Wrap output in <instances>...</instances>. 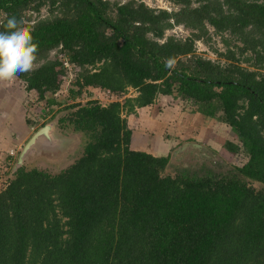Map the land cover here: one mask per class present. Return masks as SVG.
<instances>
[{
  "label": "trees",
  "instance_id": "obj_1",
  "mask_svg": "<svg viewBox=\"0 0 264 264\" xmlns=\"http://www.w3.org/2000/svg\"><path fill=\"white\" fill-rule=\"evenodd\" d=\"M171 1L180 8L0 0V31L14 15L38 46L35 69L16 77L29 108L54 112L66 81L70 99L109 101L61 110L59 128L86 139L61 173L24 166L9 178L17 155L4 154L0 264H264V0ZM178 26L190 36H167ZM201 44H221L219 60ZM164 97L225 125L226 150L246 163L172 176L170 156L133 150L127 117ZM49 123L28 120L37 132Z\"/></svg>",
  "mask_w": 264,
  "mask_h": 264
},
{
  "label": "rangeland",
  "instance_id": "obj_2",
  "mask_svg": "<svg viewBox=\"0 0 264 264\" xmlns=\"http://www.w3.org/2000/svg\"><path fill=\"white\" fill-rule=\"evenodd\" d=\"M115 1L116 0H113V2ZM126 1L128 0H123V2ZM145 1L152 7H160L172 11L178 10L180 8L177 5L175 6V4L171 0ZM190 34L191 32L189 30H186L183 26H178L175 27L173 31L167 33V36H175L180 39H185L188 38ZM222 47L223 46L221 44H219V46L212 44V46L208 48L206 46H202L201 44V47L199 48V54L213 61H217L219 60V57L214 53L212 48L223 50L224 48ZM15 80L17 81L16 78ZM15 80H11L10 82L18 83ZM70 83V81H66V83L63 85L61 95L57 100L59 105L56 108L52 109L54 112H46L45 115L48 116L47 118H38L39 114L37 113V111L35 112V109L48 110L45 104H40L39 106L29 108L28 115L30 116V119L34 118L39 123H42L45 120L46 122L51 120V123H54L58 122L60 117L64 115V113H60L61 110L73 103L82 104L91 99L99 100L104 105H107L109 103V101L105 97V94L99 90L85 91L82 97L81 95H78L77 99H70L72 97L69 91L71 88ZM134 95L135 92L131 91L128 96L133 97ZM34 99L35 96L32 95L28 100ZM182 113L186 115H188V113H190L191 115L197 114L193 113V111L190 110L187 106L186 108H184L183 103L176 101L173 98H165L164 100H159V102L156 104V107L152 106L148 109L138 110L135 115L128 116L127 120L129 126L133 130L132 149L135 151L147 152L157 157H165V155L170 156L171 162L173 164L168 169L167 174L172 176H175L178 171L185 169L199 170L202 167L206 166V168L213 171H224L231 167H239L242 164L246 163V155H243L242 152L238 153L236 156H233L229 153V151L226 150V144L229 141H232L233 137L231 136L229 129L225 125H221L217 121L212 119H205L207 121L203 134H200L199 136L195 135V137H190V139H188L189 136H186L182 131L183 127H180V125H178L179 115ZM200 117L204 119L202 115H200ZM9 118V116L4 118L0 114L1 127L3 124H6ZM187 118L188 116H183L182 123H184L185 119ZM11 130H13V127ZM59 130L61 131V134L64 135V137L66 136V139L71 138L70 140H73L74 142H71L68 145L60 146V148H58L53 153L45 152L43 154H38L35 157H31L25 165L28 170L39 169L41 171L56 175L75 163L82 156L86 144V139L82 135L75 134L72 131L67 132L62 131L61 129ZM36 132L37 131H34V129L31 130L25 141L22 143V146L18 147L16 151L17 156L14 160V166L12 167V169H14V167L16 166L24 147ZM1 133L2 130H0V134ZM13 139L14 137L8 135L7 143L9 145L4 151H2V154H0V162H4V154L8 152V148L10 147L9 149H11L14 147ZM189 140L196 141L197 145H185L184 143ZM183 145L187 149L194 147L202 154H207L206 159L204 158L205 160H198L193 158V154H190V151L193 149H191L190 151H183L182 153H178L177 156L174 157V154L181 150L180 147H184ZM12 169L9 171V178H11L10 173L13 172ZM7 180L8 178L5 180V182ZM255 186L257 188H260V186L257 184ZM1 191L2 190H0V192Z\"/></svg>",
  "mask_w": 264,
  "mask_h": 264
},
{
  "label": "crops",
  "instance_id": "obj_3",
  "mask_svg": "<svg viewBox=\"0 0 264 264\" xmlns=\"http://www.w3.org/2000/svg\"><path fill=\"white\" fill-rule=\"evenodd\" d=\"M16 82L18 83H14L10 81L0 82V114L4 118H6L7 116L10 117L9 120L6 122V124H3L2 127L0 125V130H2V133L0 134V154H2V151H4L9 145L7 143L8 135H10L11 137H14L13 139L14 144L12 143L14 147L11 149H9L10 148L9 147L8 152L17 151L18 147L22 146V143L25 141L26 137L29 135L31 130H33L28 125V120H29V116H28L29 100L28 99L33 94H30L29 92H27L23 83H21L18 80ZM165 98H171V97H164L161 100H164ZM154 107H156V105ZM145 109H148V108H145ZM140 110H144V109H140ZM45 116L46 115L43 116V113L41 112V114L39 115V118H43ZM183 116H188V118L185 119L184 123H182ZM206 121L207 120L201 118L200 115H197V114L191 115L190 113L186 115L182 113L179 115L178 125H180V127H183L182 129L183 133H185L186 136H189L188 139H190V137H195V135L199 136L200 134H203L205 130ZM12 127H13V130H11ZM184 144L192 145V146L197 145L196 141L194 140L192 141L189 140L185 142ZM180 148L182 149V147ZM183 148L184 149L182 151L184 152L190 151L191 149H193L190 151V154H192L193 152L197 150L194 147L187 149L184 146Z\"/></svg>",
  "mask_w": 264,
  "mask_h": 264
},
{
  "label": "clouds",
  "instance_id": "obj_4",
  "mask_svg": "<svg viewBox=\"0 0 264 264\" xmlns=\"http://www.w3.org/2000/svg\"><path fill=\"white\" fill-rule=\"evenodd\" d=\"M24 21L8 17L0 31V82L11 81L18 75L35 69L37 44Z\"/></svg>",
  "mask_w": 264,
  "mask_h": 264
},
{
  "label": "water",
  "instance_id": "obj_5",
  "mask_svg": "<svg viewBox=\"0 0 264 264\" xmlns=\"http://www.w3.org/2000/svg\"><path fill=\"white\" fill-rule=\"evenodd\" d=\"M57 123L58 122L51 123L34 134L21 152L19 160L13 169V174L23 168L31 157L40 154L41 151L54 150L60 147V143L58 141L59 134L57 131ZM183 149L184 148L179 150V152H176L174 157H176L178 153H182ZM192 154V156L198 160H205L207 157V154H202L197 150Z\"/></svg>",
  "mask_w": 264,
  "mask_h": 264
},
{
  "label": "built area",
  "instance_id": "obj_6",
  "mask_svg": "<svg viewBox=\"0 0 264 264\" xmlns=\"http://www.w3.org/2000/svg\"><path fill=\"white\" fill-rule=\"evenodd\" d=\"M104 1H111V2H113V0H104ZM116 1L121 2L122 4H125V3H127L128 1H131V0H128L126 2H123V0H116ZM135 1H138V0H135ZM141 1L144 2L145 4H147L151 8H157V9H161V10L172 11V10L164 9V8H160V7H152L145 0H141ZM67 68H68V70H70L69 74L72 75L73 72H74L73 69L70 66L69 67L67 66ZM9 155H10V157H14V156H16V152L11 151V153ZM5 180H6L5 179V176H4L3 172H2V170L0 169V190L4 187V183H6Z\"/></svg>",
  "mask_w": 264,
  "mask_h": 264
},
{
  "label": "flooded vegetation",
  "instance_id": "obj_7",
  "mask_svg": "<svg viewBox=\"0 0 264 264\" xmlns=\"http://www.w3.org/2000/svg\"><path fill=\"white\" fill-rule=\"evenodd\" d=\"M55 123V122H54ZM49 125V124H48ZM58 127H59V125H58ZM58 127H57V131H58V134H59V137H58V141H59V143H60V146H62V145H68V144H70L71 142L73 143L74 141L72 140H70L71 138H69V139H66V136L64 137V135H62L61 134V131L58 129ZM60 148V147H59ZM58 148H56V149H54V150H49V151H41V153L40 154H43V153H45V152H49V153H53L54 151H56ZM38 155V154H37ZM37 155H35V156H37ZM35 156H33V157H35Z\"/></svg>",
  "mask_w": 264,
  "mask_h": 264
}]
</instances>
